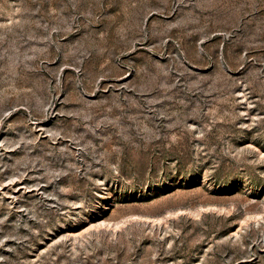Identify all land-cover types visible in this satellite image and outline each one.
I'll return each instance as SVG.
<instances>
[{"label": "rangeland", "instance_id": "374dc122", "mask_svg": "<svg viewBox=\"0 0 264 264\" xmlns=\"http://www.w3.org/2000/svg\"><path fill=\"white\" fill-rule=\"evenodd\" d=\"M0 264H264V0H0Z\"/></svg>", "mask_w": 264, "mask_h": 264}]
</instances>
